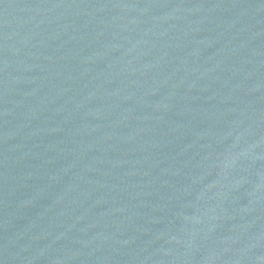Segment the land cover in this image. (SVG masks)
I'll use <instances>...</instances> for the list:
<instances>
[{
	"label": "water",
	"instance_id": "water-1",
	"mask_svg": "<svg viewBox=\"0 0 264 264\" xmlns=\"http://www.w3.org/2000/svg\"><path fill=\"white\" fill-rule=\"evenodd\" d=\"M0 264H264V0H0Z\"/></svg>",
	"mask_w": 264,
	"mask_h": 264
}]
</instances>
